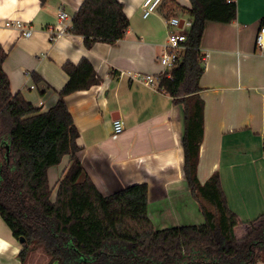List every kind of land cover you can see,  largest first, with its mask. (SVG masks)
Instances as JSON below:
<instances>
[{
    "label": "crops",
    "instance_id": "1",
    "mask_svg": "<svg viewBox=\"0 0 264 264\" xmlns=\"http://www.w3.org/2000/svg\"><path fill=\"white\" fill-rule=\"evenodd\" d=\"M84 1L0 0V45L8 54L4 71L12 93H20L47 112L69 82L64 65L87 59L102 82L67 96L66 103L80 132L79 157L88 177L103 196L147 184L148 216L157 230L204 224L200 204L209 205L193 198L184 174V107L174 104L166 92L128 76L130 72L162 75L158 58L168 39L166 21L189 19L181 9H191L190 0H176L175 12L164 0L147 19L143 17L146 0H118L130 27L124 40L115 45L96 43L87 49L84 38L70 30L51 39L59 11H65L71 29ZM235 3L237 20L208 23L202 41L206 70L200 97L205 110L198 178L205 184L219 174L228 207L242 222L236 229L241 239L248 224L264 215V53L256 47L264 0ZM18 21L23 31L6 27ZM26 30L32 31L29 38L23 35ZM36 77L44 82L38 83ZM115 120H121L125 128L117 139L113 138ZM70 160L71 156L64 157L49 171L52 187ZM21 250L0 217V264H23ZM49 262L50 257L38 248L24 264Z\"/></svg>",
    "mask_w": 264,
    "mask_h": 264
},
{
    "label": "trees",
    "instance_id": "2",
    "mask_svg": "<svg viewBox=\"0 0 264 264\" xmlns=\"http://www.w3.org/2000/svg\"><path fill=\"white\" fill-rule=\"evenodd\" d=\"M45 4L48 0H40ZM175 12L176 0H168ZM183 8L192 27L178 65L162 74L159 91L184 107V174L205 218L202 225L157 230L148 216L149 188L136 184L103 196L86 174L79 154L80 132L66 97L99 86L102 79L83 59L67 63L69 82L47 112L13 94L4 71L8 54L0 45V217L21 243L20 261L42 248L49 264H259L264 262V215L248 224L239 239L240 219L229 209L219 174L198 178L204 140L200 82L206 70L201 46L208 23L232 24L238 9L228 0H190ZM171 18V17H170ZM264 26V18L260 23ZM130 21L118 0H85L70 33L96 43L124 40ZM36 81L44 82L40 77ZM66 156L70 164L55 187L49 171Z\"/></svg>",
    "mask_w": 264,
    "mask_h": 264
},
{
    "label": "built area",
    "instance_id": "3",
    "mask_svg": "<svg viewBox=\"0 0 264 264\" xmlns=\"http://www.w3.org/2000/svg\"><path fill=\"white\" fill-rule=\"evenodd\" d=\"M164 0H146L143 5V17L145 19L153 15L159 7L163 4ZM229 2H234L235 0H228ZM68 16L65 11L60 10L58 13V22L50 30L51 39H58L65 35L70 29L67 25ZM166 26L168 30V39L164 45L163 53L158 58V63L163 69L162 74H169L181 61L185 50L187 49L185 43L187 41V33L192 27V22L189 19L181 20L179 17H171L166 21ZM6 27H16L23 31L22 23L19 21L15 24L6 23ZM24 37L29 38L32 35V31L26 30L23 33ZM256 47L262 53H264V26H262L256 37ZM206 58V57H205ZM203 62L205 64L206 59ZM134 80H138L145 86L155 88L159 91L160 76L152 75H141L128 73ZM33 88V87H32ZM125 128L124 123L121 120H115L113 122V138L117 139L121 134H123Z\"/></svg>",
    "mask_w": 264,
    "mask_h": 264
},
{
    "label": "water",
    "instance_id": "4",
    "mask_svg": "<svg viewBox=\"0 0 264 264\" xmlns=\"http://www.w3.org/2000/svg\"><path fill=\"white\" fill-rule=\"evenodd\" d=\"M21 243H24V239L20 240V244H21Z\"/></svg>",
    "mask_w": 264,
    "mask_h": 264
},
{
    "label": "rangeland",
    "instance_id": "5",
    "mask_svg": "<svg viewBox=\"0 0 264 264\" xmlns=\"http://www.w3.org/2000/svg\"><path fill=\"white\" fill-rule=\"evenodd\" d=\"M54 179V176L52 177V180ZM52 182V181H51Z\"/></svg>",
    "mask_w": 264,
    "mask_h": 264
}]
</instances>
